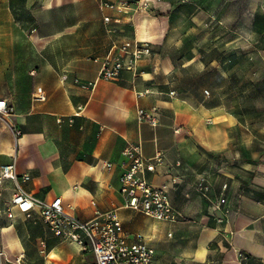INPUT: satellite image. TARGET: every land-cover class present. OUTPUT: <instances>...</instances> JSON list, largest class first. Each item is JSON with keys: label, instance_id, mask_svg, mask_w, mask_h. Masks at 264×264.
Here are the masks:
<instances>
[{"label": "crops", "instance_id": "0c3cea01", "mask_svg": "<svg viewBox=\"0 0 264 264\" xmlns=\"http://www.w3.org/2000/svg\"><path fill=\"white\" fill-rule=\"evenodd\" d=\"M101 2V18L118 21L124 16L113 8L101 7ZM133 39L146 40L134 36L118 42L109 37L108 50L100 60L77 58L64 70L65 80L63 71L43 63L34 76L22 73L7 80L0 98L6 99L15 112L0 126V166L13 163L16 175H28L19 182L21 190L45 201L61 197L63 206H70L69 211L80 219L114 210L128 235H142L155 250V264H264V199L240 195L237 169L231 162L222 161L225 152L232 153L226 148L227 135L207 125L198 115L197 104H191L188 92L177 87L174 74L181 67L176 68L172 58L151 52L149 46L134 76L122 72L115 80L97 81L92 90L74 83L75 78L94 80L111 45ZM37 86L45 93L44 101H35L32 96ZM79 105L84 108L73 116ZM139 108L145 112L155 108L158 124L152 127L147 121H139ZM12 125L21 129L20 135H13L9 129ZM6 131L10 138H2ZM128 143H140L147 158L159 155L155 171L146 176L152 185L167 190L170 203L181 213L177 223L158 221L124 207L119 193V160ZM104 162L112 163V167L104 168ZM173 177L176 183L170 182ZM201 178L208 188L206 196L195 189ZM250 181L264 191V163L251 174ZM14 186L13 181L0 180V234L7 251L11 219L6 212ZM220 197L225 198L230 213L218 224L209 207ZM13 214L27 218L16 209ZM34 216L39 218L36 213L30 218ZM47 230L45 240L40 241L47 253L43 264L57 263L48 256L61 244L56 253L59 264L93 259L91 253L81 252L74 243L59 241ZM28 232L25 229L26 236Z\"/></svg>", "mask_w": 264, "mask_h": 264}, {"label": "rangeland", "instance_id": "374dc122", "mask_svg": "<svg viewBox=\"0 0 264 264\" xmlns=\"http://www.w3.org/2000/svg\"><path fill=\"white\" fill-rule=\"evenodd\" d=\"M102 1L124 16L104 21L99 0H0V90L41 63L61 73L77 58L100 60L109 37L146 39L151 52L181 67L174 81L197 104L198 115L227 135L232 153L222 161L237 169L240 195L264 199L261 186L250 181L264 156V0ZM9 223L10 250L0 234V264H43L46 226L36 216ZM63 245L49 252L52 263H61L56 253Z\"/></svg>", "mask_w": 264, "mask_h": 264}, {"label": "built area", "instance_id": "2783aa9c", "mask_svg": "<svg viewBox=\"0 0 264 264\" xmlns=\"http://www.w3.org/2000/svg\"><path fill=\"white\" fill-rule=\"evenodd\" d=\"M102 6L113 8L112 4L101 2ZM139 8H146V3ZM103 19L110 20L107 16ZM111 47V51L102 60L94 80L82 82L75 78L74 83L92 90L97 81L115 80L122 72H129L134 76L138 61L149 53L147 41L135 39L126 40L119 45L113 43ZM29 74L34 76L35 71L32 70ZM66 77L64 72L62 79L65 80ZM32 96L37 101L45 100V93L40 86L34 88ZM83 108L84 105L77 106L73 116L78 115ZM14 112V107L6 99L0 98V118L10 117ZM137 115L139 121H147L152 127L158 124L159 115L155 108L151 112H145L144 109L139 108ZM14 133L20 134L18 130ZM159 160L158 154L152 158L145 157L140 143H128L121 151L119 160V166L122 169L119 176V193L123 197L125 208L158 221L177 223L181 219V213L170 203L167 190L164 186L152 185L146 176L148 172L155 171ZM103 167L110 169L112 163L104 162ZM0 179L13 181L15 185V192L11 196V205L7 209L6 216L9 219L13 218V209L27 218L36 213L59 241L74 243L81 252L92 254V260L85 259L80 264H155V250L147 244L142 235H128L114 210L96 212L87 220L80 219L69 211L70 206H63L61 197L45 201L21 190L19 182L28 179V175H16L13 163L0 166ZM170 182L176 183L177 178H171ZM203 182L204 179L201 178L195 185V189L206 196L208 188ZM209 210L218 224L225 222L230 213L224 197L211 202Z\"/></svg>", "mask_w": 264, "mask_h": 264}]
</instances>
